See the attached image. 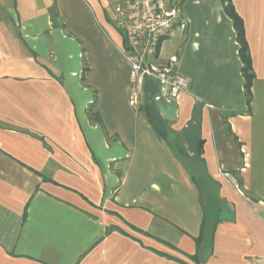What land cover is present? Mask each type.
<instances>
[{
	"label": "crops",
	"instance_id": "0c3cea01",
	"mask_svg": "<svg viewBox=\"0 0 264 264\" xmlns=\"http://www.w3.org/2000/svg\"><path fill=\"white\" fill-rule=\"evenodd\" d=\"M178 1L159 58L178 114L135 84L119 0H0V264L264 262V0Z\"/></svg>",
	"mask_w": 264,
	"mask_h": 264
},
{
	"label": "built area",
	"instance_id": "2783aa9c",
	"mask_svg": "<svg viewBox=\"0 0 264 264\" xmlns=\"http://www.w3.org/2000/svg\"><path fill=\"white\" fill-rule=\"evenodd\" d=\"M118 23L125 29L123 52L130 65V78L135 84L129 95L130 105L139 103L138 83L146 78L156 79L162 86L157 100L177 101L188 89L189 79L175 69L179 58L174 55L168 63L159 58L165 35L184 21V11L178 1L119 0L116 7ZM184 25V23H182ZM251 264H264L253 259Z\"/></svg>",
	"mask_w": 264,
	"mask_h": 264
},
{
	"label": "trees",
	"instance_id": "16d2710c",
	"mask_svg": "<svg viewBox=\"0 0 264 264\" xmlns=\"http://www.w3.org/2000/svg\"><path fill=\"white\" fill-rule=\"evenodd\" d=\"M224 2H225V10L228 13V15L232 18L234 22V26L237 30V38L240 43L239 52H240L242 61L244 63L243 73L246 78V83H245L246 96H247L248 102H250L252 98L251 86H252V79L254 76V72L252 68V59L250 55L249 45H248L246 35H245V28H244L243 20L240 17V15L235 11V8L231 0H224Z\"/></svg>",
	"mask_w": 264,
	"mask_h": 264
},
{
	"label": "water",
	"instance_id": "95a60500",
	"mask_svg": "<svg viewBox=\"0 0 264 264\" xmlns=\"http://www.w3.org/2000/svg\"><path fill=\"white\" fill-rule=\"evenodd\" d=\"M158 107L164 117L168 119H175L178 114V104L176 101H170L167 99H160L157 101Z\"/></svg>",
	"mask_w": 264,
	"mask_h": 264
},
{
	"label": "rangeland",
	"instance_id": "374dc122",
	"mask_svg": "<svg viewBox=\"0 0 264 264\" xmlns=\"http://www.w3.org/2000/svg\"><path fill=\"white\" fill-rule=\"evenodd\" d=\"M125 34V33H124Z\"/></svg>",
	"mask_w": 264,
	"mask_h": 264
}]
</instances>
